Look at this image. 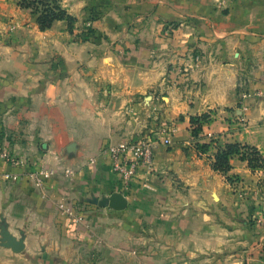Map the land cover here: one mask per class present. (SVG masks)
Here are the masks:
<instances>
[{"label":"crops","instance_id":"0c3cea01","mask_svg":"<svg viewBox=\"0 0 264 264\" xmlns=\"http://www.w3.org/2000/svg\"><path fill=\"white\" fill-rule=\"evenodd\" d=\"M19 1L0 0V150L23 162L0 159V220L24 250L0 246V264H264V169L211 168L224 143L264 157V0H60L76 21L44 31ZM164 127L171 143L124 191L108 146ZM41 167L56 169L45 196L3 177ZM113 192L125 210L86 202Z\"/></svg>","mask_w":264,"mask_h":264},{"label":"built area","instance_id":"2783aa9c","mask_svg":"<svg viewBox=\"0 0 264 264\" xmlns=\"http://www.w3.org/2000/svg\"><path fill=\"white\" fill-rule=\"evenodd\" d=\"M241 102V111H247V106L243 103V98ZM175 133L176 130L173 127H164L160 131L162 137L158 140L149 138H129L108 146L106 153L110 170L118 177L119 183L124 191L129 189L130 183L139 168L145 169L146 172L152 169L154 151L157 145L159 143L166 146L169 145L171 143V137ZM0 159L11 165H23L20 159L10 155L7 151L0 150ZM89 161L93 162L94 159H89ZM62 172L66 176L73 174L68 168H63ZM55 173V168L41 167L33 173L26 172L20 175L5 174L3 177L5 181H17L22 178L32 179L35 185L40 189L41 195L45 196V181ZM58 208L62 216L71 217L73 219L75 226H84L88 228L89 224L82 214L77 213L76 210H73V208L64 203L59 204Z\"/></svg>","mask_w":264,"mask_h":264},{"label":"trees","instance_id":"16d2710c","mask_svg":"<svg viewBox=\"0 0 264 264\" xmlns=\"http://www.w3.org/2000/svg\"><path fill=\"white\" fill-rule=\"evenodd\" d=\"M18 4L21 8L32 11L36 19V24L41 31L50 28L55 21H66L68 28H72V25L76 21L74 17L69 15L61 7L60 0H20ZM210 121L211 117L207 113L190 117L191 136L194 140L199 139L203 126ZM195 148L198 153L204 154L208 152L210 143L197 142ZM233 157H238L241 161H246L251 171L264 169V157L262 153L253 146L238 142L219 145L214 153L211 168L218 173L227 175L231 170V159ZM226 178L228 181H231L230 177Z\"/></svg>","mask_w":264,"mask_h":264},{"label":"water","instance_id":"95a60500","mask_svg":"<svg viewBox=\"0 0 264 264\" xmlns=\"http://www.w3.org/2000/svg\"><path fill=\"white\" fill-rule=\"evenodd\" d=\"M74 144H70L68 150L71 151ZM87 203L98 206L100 208H109L114 211H123L127 208L128 200L120 192H113L107 197L87 199ZM0 246L11 249L14 253H20L24 250V236L14 237L8 231L7 224L4 220H0Z\"/></svg>","mask_w":264,"mask_h":264},{"label":"rangeland","instance_id":"374dc122","mask_svg":"<svg viewBox=\"0 0 264 264\" xmlns=\"http://www.w3.org/2000/svg\"><path fill=\"white\" fill-rule=\"evenodd\" d=\"M99 1H101V0H99ZM19 3V2H18Z\"/></svg>","mask_w":264,"mask_h":264}]
</instances>
